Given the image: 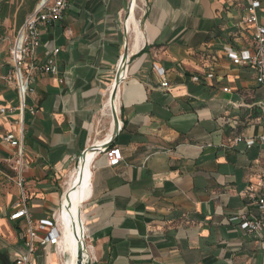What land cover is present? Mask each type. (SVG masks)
<instances>
[{
    "label": "crops",
    "instance_id": "crops-1",
    "mask_svg": "<svg viewBox=\"0 0 264 264\" xmlns=\"http://www.w3.org/2000/svg\"><path fill=\"white\" fill-rule=\"evenodd\" d=\"M133 1L71 0L59 23L40 29L36 61L60 53L58 75L36 74L25 96L24 191L33 220L58 214L65 179L82 155L113 137L105 105L127 49L114 141L123 160L110 167L100 151L87 160L82 220L90 264H264V238L248 235L234 220L250 203L248 186L264 176V150L235 141L264 132L248 119L249 106L264 101V88L253 69L221 54L228 43L248 44L238 28L244 2L137 0L133 12ZM12 25L7 19L8 32L0 34L4 77L14 74L11 49L20 30L14 34ZM206 50L217 57L213 80L203 76ZM0 105H21L15 75L12 83L0 80ZM17 123L16 114L0 120V239L12 234L10 227L20 236L12 257L0 248L1 264H14L26 252V222L10 220L22 190L10 179L14 150L3 141L19 132ZM64 260L47 246L34 264Z\"/></svg>",
    "mask_w": 264,
    "mask_h": 264
},
{
    "label": "built area",
    "instance_id": "built-area-1",
    "mask_svg": "<svg viewBox=\"0 0 264 264\" xmlns=\"http://www.w3.org/2000/svg\"><path fill=\"white\" fill-rule=\"evenodd\" d=\"M71 0H46L42 6H37L36 10L30 14L20 31L11 49V58L14 65V74L0 76V80L12 83L13 77L17 79V86L21 105L19 107H4L0 105V120L17 115L18 133H6L3 141L10 146L14 152L8 160V169L14 174L10 179L15 180L17 186L22 190L20 204L15 206V212L11 215V221L25 220L26 229V252L23 253L14 264H34L35 255L41 247L54 246L58 256L65 257L64 249L61 248L63 236L62 226L57 214L51 219L41 220L36 223L29 211L27 198L25 195V170L26 157L24 149V104L25 96L33 92L31 80L36 74L58 75L57 59L59 49L54 50L50 57L43 63L36 61V55L42 45L40 29L44 26H52L59 23L68 9ZM245 15L238 23L241 31L239 38L247 41V46L237 49L233 44L228 43L223 46L221 54L225 55L231 63L240 68H250L255 71L256 85L264 88V0H243ZM69 34L71 32L69 31ZM208 49V48H207ZM204 51L203 57L207 60L204 68V79L213 80L216 78L215 66L216 56ZM158 73L164 75V71L155 67ZM25 71L24 77L22 73ZM22 78V81L19 80ZM192 80L196 83L202 82L201 76H194ZM164 88L168 87L166 81L162 83ZM223 92L231 94L232 90L228 87L223 88ZM232 107L239 109L232 102ZM248 119L250 122L259 124L264 128V101H258L249 106ZM35 113V110H32ZM233 123L229 124L232 126ZM236 143H244L248 149L260 148L264 150V132L256 138H246L238 136ZM108 143V142H107ZM106 144V143H105ZM103 144V145H105ZM110 167H117L123 160L120 148L115 146L100 150ZM246 197L250 203L239 212L234 220L240 221V228L248 235H259L264 238V176L256 183H251L246 191ZM91 263L88 262V264Z\"/></svg>",
    "mask_w": 264,
    "mask_h": 264
},
{
    "label": "bare ground",
    "instance_id": "bare-ground-1",
    "mask_svg": "<svg viewBox=\"0 0 264 264\" xmlns=\"http://www.w3.org/2000/svg\"><path fill=\"white\" fill-rule=\"evenodd\" d=\"M132 3V10L134 12L135 8H137V0H134ZM113 90L114 89L112 88L105 105V111L108 114H111L112 117H114V104L111 101ZM117 100L118 94L115 101V109L118 113ZM109 140H107V142H109ZM93 153L94 152H88L86 160L82 162V164L79 166V169L77 168L71 174L67 188L63 194L61 207L59 208L60 210L57 214L63 232L60 246L64 249L65 260L62 264H78V253L80 249H82V245L84 250L88 249L84 235L85 227L82 220L83 212L80 207H82L83 202L86 201L89 195L87 183L89 181L91 171L87 160L92 157ZM86 254L87 252H84V262L89 259Z\"/></svg>",
    "mask_w": 264,
    "mask_h": 264
},
{
    "label": "water",
    "instance_id": "water-1",
    "mask_svg": "<svg viewBox=\"0 0 264 264\" xmlns=\"http://www.w3.org/2000/svg\"><path fill=\"white\" fill-rule=\"evenodd\" d=\"M45 1L46 0H41L40 3L38 4V6H42ZM128 60H129V53H128V50L126 49L125 52H124L120 67L118 69V73H117L116 80H115V87H114V90H113L112 95H111V101L114 104V117H113L114 118V123H115L114 135L109 140V142L106 143L105 145L100 146V147H94L93 146L89 150H86L85 153L82 155V157L79 160L80 165L82 164L83 161L86 160L88 152H97V151H100L102 149L110 148V147L114 146V141H115V138H116V134L121 129L120 118H119V115H118V113H117V111L115 109V101H116V97H117V94H118V90H119L120 84H121V82H122V80L124 78L123 74H125V72H126V67H127V64H128ZM82 178H83V176H82ZM84 252H87V250H84V247L82 245V249H80V251L78 253V259H79L78 264H88V262H90L91 257L84 262Z\"/></svg>",
    "mask_w": 264,
    "mask_h": 264
},
{
    "label": "rangeland",
    "instance_id": "rangeland-1",
    "mask_svg": "<svg viewBox=\"0 0 264 264\" xmlns=\"http://www.w3.org/2000/svg\"><path fill=\"white\" fill-rule=\"evenodd\" d=\"M40 1L38 2V4L40 3ZM26 3H27V0H11V4H15V7H16L15 13L9 18L10 20L13 21L12 30L14 31V34L17 32V27H16L15 23L17 22L18 15H19L22 7L26 8ZM38 4H37V6H38ZM7 32H8V29L5 27V32H3V35H5ZM78 164L79 163L76 164L75 168L70 172L68 177L65 179V182L63 184V193L67 188V184L70 180L71 173H73L78 168ZM9 181H11V180H9ZM12 184L14 186H17L13 182H12ZM80 208L82 209V207H80ZM10 229L12 231V234L10 232H5V234L2 235V237L0 239V248L7 251L8 254L10 255V257H12L14 255V253L17 251V248L19 247L18 242L20 241V236H18V234H16V232L13 230L12 227H10Z\"/></svg>",
    "mask_w": 264,
    "mask_h": 264
},
{
    "label": "trees",
    "instance_id": "trees-1",
    "mask_svg": "<svg viewBox=\"0 0 264 264\" xmlns=\"http://www.w3.org/2000/svg\"><path fill=\"white\" fill-rule=\"evenodd\" d=\"M39 1L40 0H27L26 8L25 7L21 8L16 22V27L18 31L24 25L27 17L36 10ZM15 9H16L15 4H11V0H0V34L5 32L4 23L15 13ZM0 258H1V254H0Z\"/></svg>",
    "mask_w": 264,
    "mask_h": 264
}]
</instances>
